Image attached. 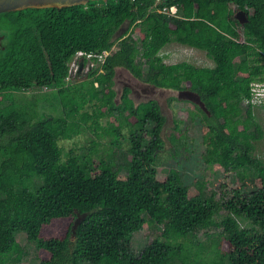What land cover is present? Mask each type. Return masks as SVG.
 Returning a JSON list of instances; mask_svg holds the SVG:
<instances>
[{
	"label": "trees",
	"instance_id": "obj_1",
	"mask_svg": "<svg viewBox=\"0 0 264 264\" xmlns=\"http://www.w3.org/2000/svg\"><path fill=\"white\" fill-rule=\"evenodd\" d=\"M164 5H177L179 14L160 12ZM0 35V254L20 249L15 232L25 231L40 264H264V159L255 152L264 126L252 91L264 80V0L29 7L2 12ZM174 41L205 50L214 65L167 63L162 52ZM107 49L104 63H92L85 77L71 71L78 51ZM119 68L199 97L202 103L172 99L190 101L191 119L200 118L207 167L239 178L231 195L218 199L206 179L186 183L173 166L162 177L167 117L156 98L136 103L129 86L117 99ZM45 86L57 89L63 114L39 112ZM88 104L93 113L83 111ZM89 119L88 129L111 135L110 151L129 127L127 173L112 156L96 157L98 140L89 153L65 152L61 141ZM177 132L175 121L168 136L176 149L186 144ZM148 226L157 235L136 253L134 232Z\"/></svg>",
	"mask_w": 264,
	"mask_h": 264
},
{
	"label": "rangeland",
	"instance_id": "obj_2",
	"mask_svg": "<svg viewBox=\"0 0 264 264\" xmlns=\"http://www.w3.org/2000/svg\"><path fill=\"white\" fill-rule=\"evenodd\" d=\"M241 20L246 19L245 12L239 13ZM129 29V21L125 22L120 28L118 34L122 35ZM138 37L139 34L136 33ZM165 56L167 63H176L184 60H188L197 65H214V61L208 56L207 52L203 49H199L188 44L179 42H171L166 45L162 52ZM91 62L82 64L77 73H83L82 77H85L86 72L92 68ZM147 68V67H146ZM77 81V80H75ZM74 81V82H75ZM72 81L69 83L71 84ZM131 87V97L135 99L136 103L146 101L151 98H156L162 106V111L167 117L166 127L163 132V136L166 141L165 150L161 152L159 159V170L162 177H166L168 168L171 166L179 169L183 175V179L186 183L194 184L196 179H206V191L210 194L215 191L216 198H221L222 195H231V191L234 185L238 183L239 178L232 172L225 171L224 169H211L207 167L204 160V153L206 145L203 138L202 122L200 118L191 119L190 109L193 108L190 101L183 99H172L176 97L192 98L200 102L199 97L186 90H176L172 88H162L151 83L144 81L143 79L135 77L129 70L125 68H119L116 76V88L118 89L117 99L121 101L125 87ZM25 93H22V95ZM40 101L38 103V110L40 113H52L55 115L63 114L62 105L57 95V89H49L48 91H40ZM48 94L46 98L44 95ZM202 103V102H200ZM261 106L256 107V114L260 122L264 126V102L260 103ZM89 111L93 113L94 107L88 104L83 111ZM175 121L180 123V132L184 133L183 142L186 144L181 145L178 149L174 148L173 141L169 138L168 133L172 132L175 127ZM103 126H110L108 117L101 119ZM92 120L83 122L84 129L80 134L75 135L72 139L62 140L61 144L65 148V152H69L71 149H75L77 153H89L92 141L98 140L101 145L99 146L97 158L106 157L110 159L112 156L115 159V168L121 167L122 173H127V150L129 149L130 141L127 137L130 136L129 127L123 129L121 137V147H116L110 151L107 146L110 144L111 135L103 133L98 136L94 131L88 129L87 125H90ZM256 153L264 159V137L256 142ZM253 186H251L252 188ZM225 212V211H223ZM82 216L79 218L81 220ZM217 232V231H216ZM157 235V227L148 226L134 232L133 236V248L136 253H140L142 249ZM16 240L20 246L15 248L11 254H0V264H40V255L37 251L34 242H31L28 238V234L25 231L15 232ZM207 237L205 231H201L198 238L205 240ZM88 264V263H87Z\"/></svg>",
	"mask_w": 264,
	"mask_h": 264
},
{
	"label": "built area",
	"instance_id": "obj_3",
	"mask_svg": "<svg viewBox=\"0 0 264 264\" xmlns=\"http://www.w3.org/2000/svg\"><path fill=\"white\" fill-rule=\"evenodd\" d=\"M163 0H157V2H160ZM160 12H163L167 14L168 16H176L179 14V9L177 5H164L162 8H159ZM115 48V47H114ZM113 49L110 50H105L104 52H96V51H89L85 52L83 50H80L77 52V54L74 56V58L70 61V67L71 71H79L81 63L78 61V58L80 56H85L89 62L94 63L95 61L99 62L100 64H103L106 56L112 51ZM101 72H104V69H100ZM67 81L70 80V76L67 77ZM97 85L98 82H96ZM49 89H52V87L45 86L42 91H48ZM252 91L254 94L253 100L256 103H262L264 102V80L263 81H254L252 84Z\"/></svg>",
	"mask_w": 264,
	"mask_h": 264
},
{
	"label": "water",
	"instance_id": "obj_4",
	"mask_svg": "<svg viewBox=\"0 0 264 264\" xmlns=\"http://www.w3.org/2000/svg\"><path fill=\"white\" fill-rule=\"evenodd\" d=\"M89 1L91 0H0V14L29 7H63L74 4H86ZM3 38L4 36L0 35V49L4 46Z\"/></svg>",
	"mask_w": 264,
	"mask_h": 264
}]
</instances>
